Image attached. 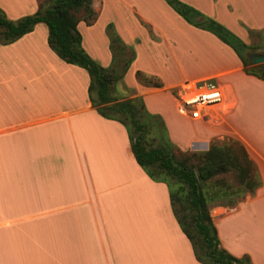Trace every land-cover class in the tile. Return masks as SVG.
<instances>
[{
    "label": "crops",
    "instance_id": "1",
    "mask_svg": "<svg viewBox=\"0 0 264 264\" xmlns=\"http://www.w3.org/2000/svg\"><path fill=\"white\" fill-rule=\"evenodd\" d=\"M178 1L246 44V29L264 30V0ZM38 6L39 0H0L10 21ZM91 7L92 23L76 25L83 51L108 67L111 25L134 53L114 86L118 97L140 98L180 150L205 151L210 140L224 137L244 148L259 186L242 197L210 200L208 212L223 250L264 264V83L245 75L229 47L163 0H91ZM46 37L37 23L0 43V264H200L173 217L167 186L135 163L124 127L91 107L85 70L59 60ZM136 71L160 87L138 83ZM202 79L218 83L230 106L208 124L179 114L170 94ZM161 93L199 129L180 133Z\"/></svg>",
    "mask_w": 264,
    "mask_h": 264
},
{
    "label": "trees",
    "instance_id": "2",
    "mask_svg": "<svg viewBox=\"0 0 264 264\" xmlns=\"http://www.w3.org/2000/svg\"><path fill=\"white\" fill-rule=\"evenodd\" d=\"M163 1L187 24L210 33L229 47L240 62L243 73L264 83V61L259 64L249 62L251 51H258L264 56V41L261 44L258 38V46L245 44L222 25L180 1ZM93 20L91 0L39 1V6L33 14L16 21L7 20L0 10V43H10L30 32L35 24H44L48 48L59 60L80 67L87 73V98L91 107L101 117L114 120L124 127L135 163L152 181L162 182L167 186L163 180L157 178L159 175H166L178 184V197H175L167 186L169 203L173 217L187 238L195 260L200 264H251L247 256H231L219 246L208 212L207 194L202 189L203 182L227 171L228 166L233 168L236 178L249 189L252 180L256 179L251 192L258 187L260 181L257 171L244 148L234 139L228 138L227 143L222 142L221 146L209 145L201 153L199 165L195 167L188 163L187 157L177 159L175 153L181 155V152L169 142L161 119L148 114L140 98L115 97L114 86L126 72L134 53L120 41L111 25L106 27L111 53L108 67L99 66L81 48V37L76 25L79 21L90 25ZM134 77L144 86L160 87L156 79L139 71L134 73ZM152 129L155 131V144L149 146L145 135ZM212 194L216 197L222 196L217 191ZM175 200L179 204V213H176L173 207Z\"/></svg>",
    "mask_w": 264,
    "mask_h": 264
},
{
    "label": "rangeland",
    "instance_id": "3",
    "mask_svg": "<svg viewBox=\"0 0 264 264\" xmlns=\"http://www.w3.org/2000/svg\"><path fill=\"white\" fill-rule=\"evenodd\" d=\"M39 1H43V0H39ZM0 10H1V8H0ZM5 18L7 19V17H5ZM20 18H22V17H20ZM20 18H18V19H20ZM18 19H16V20H18ZM16 20H14V21H16ZM216 23H218V22H216ZM245 31L248 34V37L250 40L249 41L250 45L258 46V44H257L258 38H259V41L261 42V44L263 43V41H264V39H263L264 30L253 31V30H247L246 29ZM230 33H232V32H230ZM237 38H239V37H237ZM258 55H260L258 51H251L249 53V57L258 56ZM175 91L176 90L170 91L171 96H173V97L175 96ZM114 92H115V90H114ZM114 94H115V97L117 99H126V97H128V95H126L124 97H118L116 93H114ZM158 97H159L158 98L159 101L162 102V104L167 107L168 111L171 114V117H172L171 119L173 120L174 127L176 129H178L180 133L187 135L191 132L192 127H193V130L199 129L198 126H191V125L189 126L184 119L179 117L174 112L173 104L168 99L166 94L161 93ZM147 121H149V120H147ZM154 138H155V131H153V129L151 131L147 132V134L145 135V141L149 146H153L155 144L153 141ZM227 139L228 138H225V137L222 139H212L208 142L207 147L211 144L221 146L222 142L227 143ZM229 139H231V138H229ZM175 148H177V147H175ZM178 151L181 152V155H179L178 153H175L177 159H183V158L187 157L189 164L193 165L194 167L199 165L198 160L200 158L201 153H203V151H200L196 148H193V146H191L190 149H188V150L178 149ZM227 169H228L227 171L216 174L210 180L206 181L205 183L204 182L202 183V189H203L204 193L206 192V194H207V198H208L207 203L208 204H209V202L219 198V197L213 196L212 192H214V191H217L219 194H221L222 195L221 197H229V198L234 197L235 198V197H242L246 194H249L251 192V189H253V187L256 183V179L252 180L251 189H249V188L245 187V185L236 178V175H235L236 173L232 170L233 168L231 166H228ZM157 178L159 180H163L167 184V186L169 187V190L174 194V196L178 197V193L176 195L178 184L175 182V180H173L170 176H166V175H159V176H157ZM173 207H174L175 212L179 213V204L176 200L173 202Z\"/></svg>",
    "mask_w": 264,
    "mask_h": 264
},
{
    "label": "built area",
    "instance_id": "4",
    "mask_svg": "<svg viewBox=\"0 0 264 264\" xmlns=\"http://www.w3.org/2000/svg\"><path fill=\"white\" fill-rule=\"evenodd\" d=\"M177 111L191 121L208 124L217 113H226L230 106L225 105L222 87L210 79L185 82L175 91Z\"/></svg>",
    "mask_w": 264,
    "mask_h": 264
},
{
    "label": "water",
    "instance_id": "5",
    "mask_svg": "<svg viewBox=\"0 0 264 264\" xmlns=\"http://www.w3.org/2000/svg\"><path fill=\"white\" fill-rule=\"evenodd\" d=\"M263 61H264V56H262V55L249 57V62L251 64H259V63H261Z\"/></svg>",
    "mask_w": 264,
    "mask_h": 264
}]
</instances>
